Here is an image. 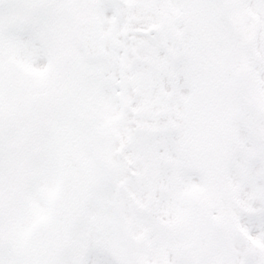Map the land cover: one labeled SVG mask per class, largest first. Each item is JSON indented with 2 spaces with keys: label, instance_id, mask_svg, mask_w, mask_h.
<instances>
[{
  "label": "snow or ice",
  "instance_id": "obj_1",
  "mask_svg": "<svg viewBox=\"0 0 264 264\" xmlns=\"http://www.w3.org/2000/svg\"><path fill=\"white\" fill-rule=\"evenodd\" d=\"M0 264H264V0H0Z\"/></svg>",
  "mask_w": 264,
  "mask_h": 264
}]
</instances>
